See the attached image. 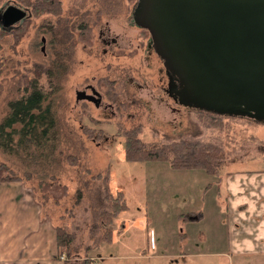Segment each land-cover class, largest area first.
Instances as JSON below:
<instances>
[{"label":"rangeland","instance_id":"obj_1","mask_svg":"<svg viewBox=\"0 0 264 264\" xmlns=\"http://www.w3.org/2000/svg\"><path fill=\"white\" fill-rule=\"evenodd\" d=\"M61 1V16L47 13L34 18L28 12V18L14 28L26 30L20 43L14 47V37L8 36L0 50V130H5L11 105L29 94L30 83L41 69V86L56 104L57 167L49 169V164L43 167L34 160L44 150L21 151V145L30 144H20L22 134L17 131L12 145L2 135L10 149L0 144V163L7 164L13 176L22 178L18 182L33 191L43 204L44 216L74 235L73 254L64 259L80 264H88L87 260L90 264H158L142 256L226 252L229 225L217 199L216 182L220 174L264 171V124L223 116V123L216 126L171 99L164 64L150 47L151 36L134 23L138 0ZM10 5L17 6L6 2L2 8ZM101 32L104 37L109 33L118 37L123 48L104 45ZM55 50L67 62L56 88L46 74ZM87 84L99 86L103 93L111 90L107 98L115 104V115L106 117L93 105L76 102V91ZM136 129L150 147L178 141L211 143L224 149L227 159L213 176L186 171L194 177H174L176 171L168 163L128 159L124 133ZM45 152L52 155L49 149ZM40 176L51 187H41ZM99 176L109 178L112 193H123L128 206L115 219L111 242L102 239L105 229L100 228L98 202L103 180ZM56 183L60 185L55 191L52 184ZM210 183L213 187L208 188ZM245 257L234 264H260L253 256ZM193 264L230 262L210 256L194 258Z\"/></svg>","mask_w":264,"mask_h":264},{"label":"water","instance_id":"obj_2","mask_svg":"<svg viewBox=\"0 0 264 264\" xmlns=\"http://www.w3.org/2000/svg\"><path fill=\"white\" fill-rule=\"evenodd\" d=\"M27 18L16 5L0 10L7 31ZM133 20L149 32L178 104L264 123V0H138Z\"/></svg>","mask_w":264,"mask_h":264},{"label":"trees","instance_id":"obj_3","mask_svg":"<svg viewBox=\"0 0 264 264\" xmlns=\"http://www.w3.org/2000/svg\"><path fill=\"white\" fill-rule=\"evenodd\" d=\"M6 2L16 3L17 6H20L21 8L30 12V15L34 18L43 16L47 13L53 14L55 16H61L64 11V5L61 0H0V10ZM25 31L26 30H24V28L7 31L0 25V50L2 49L1 42L11 35L14 37V47H16L20 43V38L25 34ZM52 35L55 36V34ZM64 66L65 68L67 67V62L64 60V58L59 56L58 52H56V54L54 53L51 69L47 71L46 74L49 82L52 84L55 82L53 85L55 88L56 83L58 84L60 81V76L65 74L64 71H62V67ZM39 68L41 67L37 66V70ZM42 74L43 71L40 69L37 73L36 80H33L34 82L30 83L29 94L24 98L15 101L11 105L10 114L7 121L3 125L5 130L3 128L0 130V144H2L1 146H3L5 149H10V145L13 143L11 142L13 139V134L16 131L17 133L20 132L22 134L20 144H25V141L26 144H30L21 145V151L29 152L31 149L44 150L45 154H43L41 157L34 156L36 158L34 160L41 163V166L43 167L46 166V164H49V169H53V167H57L58 161L55 159L54 155L57 150L56 147L58 141L57 112L56 104L51 103L50 97L46 92H44V88L41 86L40 79L42 78ZM57 96L58 94H55L52 98L56 99ZM195 111L200 117L204 118L205 120H210L216 126L223 123V116L200 110ZM211 116L217 118H211ZM17 127H19V130H16ZM92 131L93 130L91 129L89 133H92ZM98 132L105 134L103 129H99ZM2 135H7L9 138L8 144L10 145H5L6 143ZM124 135L126 137V154L130 161L168 163L175 171H203L206 174L213 176L219 172L223 162L227 159V153L224 151V149L211 143L198 145L192 143L185 144L182 141H178V143H172L169 146L162 144L156 147H150L141 139V132L137 129L124 133ZM46 149H49V152L52 154L51 156L46 154ZM75 161L76 159L73 160V162ZM28 175L26 178H29ZM42 177L43 176H40V186L51 187V183H48L46 179H42ZM100 177L101 176L98 178ZM101 179L103 181L98 202V210L101 212V214H99V221L101 223L100 228L103 227L105 229V234L103 235L102 239L111 242L115 219L121 214V212L127 210L128 206L123 193L120 192L116 196L112 193L109 185V178L104 177L100 178V180ZM21 180L22 178L13 176V172L7 164L0 163V184L18 182ZM219 183L220 179H218L216 184ZM59 185L60 184L58 183L52 184V187L56 191V188ZM210 187H213V184L209 185L208 188ZM56 195L57 194H55V196ZM49 197L50 196L48 195V199ZM181 217L183 218L186 216L182 215ZM94 226V228L97 229V225ZM74 239L75 238L73 234L61 227L58 228V259L64 256L68 258L72 256ZM87 263L90 264L91 262L87 260Z\"/></svg>","mask_w":264,"mask_h":264},{"label":"crops","instance_id":"obj_4","mask_svg":"<svg viewBox=\"0 0 264 264\" xmlns=\"http://www.w3.org/2000/svg\"><path fill=\"white\" fill-rule=\"evenodd\" d=\"M176 175L194 177L186 171H176L173 176ZM219 179L217 199L227 214L228 250L212 254L157 253L153 257L142 256L144 260L193 264L194 258L211 256L234 264L235 260L253 256L260 264L264 262V171L230 172L220 174ZM58 228L50 216H44L43 204L27 185L0 184V264H80L77 260L57 258ZM223 243L224 240L220 244ZM156 251H160L158 247Z\"/></svg>","mask_w":264,"mask_h":264},{"label":"flooded vegetation","instance_id":"obj_5","mask_svg":"<svg viewBox=\"0 0 264 264\" xmlns=\"http://www.w3.org/2000/svg\"><path fill=\"white\" fill-rule=\"evenodd\" d=\"M100 39H101L102 43L109 48H119V49L123 48L122 44L119 42L118 37H110V33L108 34L107 37H104L103 32H101ZM150 47L153 48L152 43L150 44ZM166 74H167V72H166ZM167 77H168V75H167ZM168 80H169V78H168ZM110 91L111 90H108L106 93H103L100 90L99 86L87 84L84 88H81L80 90L76 91V102L77 103H88L90 105H93L97 110L102 111V113L106 117H108V115H110V114L115 115V104H114V102H112L111 100H108V98H107ZM168 91H169V83H168ZM77 93H83L84 99H81L78 101L77 100ZM168 96L171 99H173L176 103H178L173 97H171L169 95V93H168Z\"/></svg>","mask_w":264,"mask_h":264}]
</instances>
